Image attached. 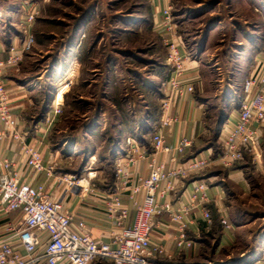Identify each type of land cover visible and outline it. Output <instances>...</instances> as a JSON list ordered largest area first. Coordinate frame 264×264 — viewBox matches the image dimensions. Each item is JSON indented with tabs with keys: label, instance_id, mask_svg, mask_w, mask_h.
<instances>
[{
	"label": "rangeland",
	"instance_id": "1",
	"mask_svg": "<svg viewBox=\"0 0 264 264\" xmlns=\"http://www.w3.org/2000/svg\"><path fill=\"white\" fill-rule=\"evenodd\" d=\"M150 9L149 0H0L2 37L16 34L18 39L24 35L33 38L19 64L24 65L23 73L38 82L33 92L36 120L49 117L55 121L53 111L57 106L62 112L49 137L54 149H62L64 169L69 174L85 178L93 173L95 179L106 175L110 182L115 175L118 140L113 128L117 125L120 129L125 119L132 126L139 125L150 138L154 128L150 121L160 113L159 102L171 71L164 43L167 36L158 27L159 13L165 9H170L173 29L188 51L185 65L195 61L201 78L207 82L208 131L201 136V150L219 153L218 136L227 120L222 99L233 92L239 108L241 86L261 59L254 63L255 50L244 48L251 35H258L260 43L264 40V26L258 23L259 16L264 15V0H170L154 14ZM86 16L91 19L86 21ZM86 22H93L91 32L76 33V28ZM81 47L80 72L70 81L72 85L58 105V87L63 86L69 62L64 58L71 59L75 49ZM109 60L116 73L110 74L108 69L104 72ZM70 69L72 72L73 66ZM90 69L96 71L89 73ZM237 73L241 75L235 82ZM105 76L110 77V83ZM78 96L82 98L78 100ZM89 96L94 100H88ZM90 108L93 115L89 119L84 115ZM259 144L258 158L247 154L242 161L247 190L226 193L225 204L236 228L233 247L223 251L218 260L202 259L200 264H209V260L226 262V257L245 252H264V134ZM225 169L221 167L224 174ZM94 183L98 186L97 180ZM213 236L216 238L217 232ZM211 240L206 239L208 254L213 248Z\"/></svg>",
	"mask_w": 264,
	"mask_h": 264
},
{
	"label": "built area",
	"instance_id": "2",
	"mask_svg": "<svg viewBox=\"0 0 264 264\" xmlns=\"http://www.w3.org/2000/svg\"><path fill=\"white\" fill-rule=\"evenodd\" d=\"M165 9L159 13V28L166 34L167 57L170 74L164 98L160 102V118L154 124L151 135L153 153L147 154L127 140V159L131 166L140 161L147 163V174H133L124 167L115 168L118 192L112 195L107 211L114 220V229L108 242L99 241L85 230L83 222L73 225L72 216L63 205L61 197H55L44 184L32 186L21 182L14 170L12 161L1 157L3 173L0 174V206L5 214L16 213L22 218L18 230L9 229L10 235L0 238V264H159L152 257L163 253L162 248H151L153 221L162 211L169 212V221L178 223V249L191 247L185 232L193 210L199 211L203 223L212 224L210 211L206 208L212 196L206 184L192 181L184 185L191 174L200 173L212 167L229 168L244 161L245 155L258 158V149L264 128V55L257 64L255 72L245 79L241 86V102L235 122L226 121L218 136L219 153L194 157L182 161L186 152L194 145L192 138L180 136L175 144L167 148L164 130L178 123V116L171 115L176 102L194 92V86L185 77V62L188 54L182 53L183 43L173 33V21ZM33 20V15L29 16ZM32 36H26L18 49L8 50V58L0 61V123L7 131L16 130L17 124L11 114L8 91L1 78V72L16 68L21 61L22 52L29 50ZM55 116L61 113L57 108ZM50 122V118H46ZM13 139L21 144L25 166L33 177L51 172L44 165L43 153L35 146L26 145L25 137L18 131ZM166 156V161L160 155ZM169 166V167H168ZM90 177L80 178L75 174H64L54 178V187H62V196L73 187H88ZM93 188V187H92ZM182 191L186 204L170 208V199ZM119 192L126 193L131 206H124ZM162 197L163 205H158L157 196ZM133 213V219L130 215ZM185 221V222H184ZM223 232L228 234L234 225L227 217L219 220ZM256 264V263H255Z\"/></svg>",
	"mask_w": 264,
	"mask_h": 264
},
{
	"label": "crops",
	"instance_id": "3",
	"mask_svg": "<svg viewBox=\"0 0 264 264\" xmlns=\"http://www.w3.org/2000/svg\"><path fill=\"white\" fill-rule=\"evenodd\" d=\"M149 1L151 13L153 11L154 14L155 10H161L165 8L170 0ZM89 16L88 18L87 16L84 17V19L89 21L91 19ZM152 20L154 21V19ZM258 20V23L264 26V15L262 17L259 16ZM91 24H93V22ZM91 24L90 22L89 25L87 22L80 24L76 28L75 32H84L83 34H89L91 32ZM84 27L85 31H82L84 30ZM173 33L177 35L175 29ZM3 34L5 33L0 31V61H5L8 58V50L10 47L14 46L20 49L26 38L24 35L23 38L18 39L16 34H9L8 38H3ZM251 36V40H248V44L244 49L255 50L252 54V60L254 63H256V61L261 58L262 55H264V40L260 43L258 35ZM78 43L81 45V42ZM81 48L82 49L77 51L75 49L74 55L71 59L70 56H68L67 59L64 58V60H68L69 62L67 65V70L63 76V86L62 88L58 87L59 90L56 95V99L59 101L57 102L58 105H60L61 100H63L64 96L68 92L67 89L69 90V86L72 85L70 81H73L75 74L80 72L82 64L79 54L83 52L84 47ZM63 51H65L64 48ZM187 52L188 51L186 49H182V53L187 54ZM91 59H89V62ZM73 65V71L70 72V68ZM112 65L113 61L109 60L107 65L108 68H106L104 72H107L108 69L110 74L113 72L116 73L114 67H111ZM23 66L22 64H19L16 68L6 69L1 72L2 81L4 82L8 91V102L10 105L11 114L16 121L17 127L16 130H12L10 132L7 131V129H5L0 123V159L1 157H5L7 160L13 162L14 170L19 175L21 182H26L32 186L44 184L46 189L52 191L55 197H61L64 207L72 216L73 225L83 222L85 225V230L88 231L93 238L99 241L108 242L111 232L114 229V220L108 214L107 205L110 203L112 195H115L116 192H118V182L116 177L115 175L114 177H111V181L109 182L106 175L95 179L97 176L93 173H89L85 176L90 177L88 187H73L63 196V188L54 187L55 177L69 174L68 170L64 169L65 160L60 153L62 149H54L50 143L49 137L50 131L52 132L55 124L60 122L59 120H61L60 118L62 116L59 114L56 116L55 121L53 119L50 122H47L45 117L43 119L36 120L35 117L37 114H35V108L37 102L34 98L33 92L37 90L34 87V84H38V82L36 80H31L27 74L22 72L21 68ZM115 67H117L116 64ZM93 71H96V69H90L89 73ZM68 74H70L71 77ZM239 75L241 74L237 73L233 81H238ZM185 77L193 84L194 92L191 95H187L183 100L175 103L171 109V115L178 116V123L172 124L170 128L164 130L163 132L165 146L167 148L172 147L180 136H185L194 140V146L186 152L182 159L183 162L186 160H191L194 157H203L209 154L211 155L212 153L211 150H201V136H203L208 131L206 114H208L209 99L207 96H205V86L207 84L206 79L201 78L200 69H198L197 65H195V61L192 60H190L186 65ZM109 78L106 76L104 77L107 83H110ZM75 85H77V83H75ZM232 93L233 92L229 91V95L222 99L223 106H221L223 115L227 117L226 121L231 123L235 122L238 110V107L235 105L236 98L234 95H232ZM81 98L82 96H78V100ZM91 99H93V97L89 96L88 100ZM62 111L65 112L63 108ZM97 113L94 114L97 115ZM105 113L106 112H104L102 115H105ZM92 115L90 108L85 112L84 116H87L90 119ZM121 115L124 117L128 116L127 113H122ZM221 115L218 114V116ZM159 118L160 113L150 121L151 124H155ZM101 128L104 130L105 127ZM15 131H18L24 135L26 145L35 146L43 153L44 165L52 175L50 178L46 177L45 175L33 177L32 173H30V171L26 168L25 158L20 150L21 144L13 139V134ZM262 132V134H264V128ZM113 133L117 135L118 138L116 141L117 153L114 157L115 168L121 166L124 167V170L128 171L129 173L146 175L147 163L145 161H140L135 166H131L128 163V148L126 143L127 140H130L133 146L140 148L141 151L147 154H151L153 153L151 146V136L149 138V136H147L148 133H144L139 125L136 124V126H134L133 124L132 126L128 119L127 122L126 119L122 121L120 129L117 127V125H115L113 128ZM64 143L62 144L63 148H65ZM160 159L166 161V156L162 154L160 155ZM244 168V163H236L233 166L225 169L224 174L221 170V167L216 166L200 173L191 174L190 177L184 180V185L192 181H200L206 184L209 188L212 201L206 205V208L211 213L212 224L207 227L201 220L199 211L197 209L193 210L190 217L185 219L188 224L187 230L185 232L186 239L187 241L191 242L192 245L189 248L178 249L176 246V241L179 235L178 223L170 222L169 212L166 210L162 211L154 218L150 243L151 248L157 246L161 247L163 253L160 255H154L151 260L159 264H200L198 261L202 259L216 258V260H218L223 251L232 248L235 242L234 235L236 233V228H234L232 232L225 234L223 232L222 226L219 223V220L221 217H227L230 221L228 214L229 212L227 209L228 207L225 204L227 200V198H225L226 193H230V190L232 189H240L243 192L247 190L248 185ZM1 173H3V168L0 160V174ZM95 180H97L98 186L94 183ZM181 194L182 191L179 190L176 196H173L170 199L171 209L181 205L184 206V204H186L185 197ZM119 199L124 206H131V200L126 193L119 192ZM157 203L158 205H163V199L159 195L157 196ZM132 219L133 213L130 215V220L132 221ZM22 223L23 221L21 216L16 213L5 214L0 206V238L10 235V228H12V230H18L22 226ZM216 232L217 237H212V235H214V233L216 234ZM207 238L210 240L212 239L211 241L213 243L212 252L209 254L208 250L206 249ZM209 261V264H264V252L262 251L261 255L257 251H254L249 253H240L232 257L228 256L226 257V262H214V260Z\"/></svg>",
	"mask_w": 264,
	"mask_h": 264
},
{
	"label": "trees",
	"instance_id": "4",
	"mask_svg": "<svg viewBox=\"0 0 264 264\" xmlns=\"http://www.w3.org/2000/svg\"><path fill=\"white\" fill-rule=\"evenodd\" d=\"M215 136L217 137V133L215 134ZM216 137H215V138H216Z\"/></svg>",
	"mask_w": 264,
	"mask_h": 264
},
{
	"label": "bare ground",
	"instance_id": "5",
	"mask_svg": "<svg viewBox=\"0 0 264 264\" xmlns=\"http://www.w3.org/2000/svg\"><path fill=\"white\" fill-rule=\"evenodd\" d=\"M73 68H74V65H73ZM70 76V75H69ZM71 77V76H70Z\"/></svg>",
	"mask_w": 264,
	"mask_h": 264
}]
</instances>
